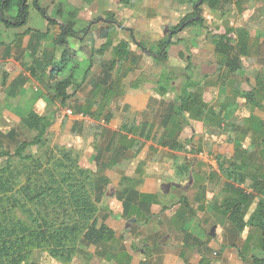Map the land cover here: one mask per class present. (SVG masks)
Masks as SVG:
<instances>
[{"label":"rangeland","instance_id":"rangeland-1","mask_svg":"<svg viewBox=\"0 0 264 264\" xmlns=\"http://www.w3.org/2000/svg\"><path fill=\"white\" fill-rule=\"evenodd\" d=\"M58 1H41L49 17L58 22L49 24L30 0L28 24L22 29L30 27L47 32L50 35L49 40L46 38L48 45L61 32L62 19L51 11ZM71 1L77 7L84 27L93 22L88 33L80 35L84 42L82 45L78 39L71 38L69 41L70 47L81 48L78 51L79 61L88 60L94 54L89 77L80 90L75 91V87L70 89L73 98L66 106H61L60 102L49 99L43 84L30 78L27 65L31 63V57L24 58L23 66L12 63L7 68L5 64H0V151L5 148L13 152L18 144L30 141L37 135L30 122L28 125L25 123L30 113H37L53 119L46 148L34 149L35 156L43 160L45 169L51 168L53 162L62 157L61 152L68 150L82 169L90 170L96 178L105 176L109 180L106 194L101 203L97 204L95 214L99 224H107L118 234V240L109 250L113 261H107L104 256L108 249L98 252L97 247L90 246L78 254L72 264H129L127 252L137 259L146 260L148 264L149 261L154 262V257L151 260L149 257L152 256L150 249L154 250L155 245L160 246V251L177 250L183 239L181 233L174 232L172 221L179 213H184L178 204L182 192L188 195L194 211V214L186 211L194 217L195 226L192 230L202 235L199 247L204 245L206 247L203 249L209 250L211 244L220 249L222 244L228 247L224 249L226 253L235 255L237 260L246 264H253L254 255H264L260 232L248 227L239 234L228 218L220 213V208L223 209L221 204L227 196V184L232 183L238 188L249 190L254 178L264 183V151L259 134L252 127L253 117L264 121V0H250L240 4L226 2L217 10H210L207 4L203 5L205 27L187 28L173 37L171 41L174 45L170 47L169 58L164 63H157L147 52L156 54L159 51L157 43L167 38L170 29L193 12L190 0H128V3H121L120 0ZM109 14H113L114 20L122 26L119 33L114 34L113 45L125 39L131 47L127 60L114 64L111 72L107 70L111 68L114 52L110 47L105 52L99 51L104 41L99 37L97 28L106 26ZM130 30L133 31V38ZM3 34L0 31V36ZM213 36H224L229 40L226 44L233 46L234 53L241 59V70L238 73H231L221 65L222 58L214 51L216 46ZM246 38L249 40V48L248 55L244 56L241 49L245 46ZM139 44L143 45L144 51H139ZM237 44H241L240 47ZM187 47H190V52L186 50ZM49 48L55 51L57 59L63 51L53 41ZM189 56L192 69L187 71ZM88 66L87 62L82 64L79 82ZM115 68L119 76L114 73ZM2 72L7 75L4 77L5 83ZM163 75L172 77L173 90L166 89L160 95L163 88L159 89L157 81ZM188 76L199 83L194 93L203 109H200L199 116L185 114L179 118L175 129V148L169 150L163 145L164 117L179 103L178 94ZM25 79L30 82L23 87L14 84L16 80L21 82ZM134 80L141 84L139 89L131 84ZM104 87H109L111 92L108 99L101 102L103 95L99 88ZM253 88L258 90L255 94L256 104L241 95L249 93ZM94 93L98 94L95 96ZM90 102L101 107L84 108L90 114L87 112L83 116L79 110L80 105ZM125 124H136L138 128L145 126L146 131L138 129V135L132 136L134 140L130 143L122 139L125 134L122 126ZM148 136L150 139L145 138ZM111 140L113 144L107 149ZM125 143L130 146L121 152L120 145ZM98 148L107 149L99 158ZM7 160L0 159V172L5 168ZM16 166L20 164L12 161V167ZM26 166L24 164L20 167L24 170ZM181 166H187L190 170L189 174L183 175L184 179L178 175ZM229 166H235L243 172L242 182L237 177L232 180L225 175ZM28 171L25 170L19 178L23 185L27 184ZM132 176L133 179H126ZM174 182L188 184L189 190L184 192L176 189L172 184ZM38 184L44 186L45 181L40 180ZM126 186L144 194L157 193L156 205L150 206L138 218L134 216L123 219L120 217L122 206L116 194ZM15 196L26 198L23 190ZM162 206H168L169 210L163 211ZM11 207L9 205L8 209ZM255 208L254 203L247 220ZM21 211L25 213L28 210L20 208L17 211L16 208L13 213L19 220L27 222L28 219ZM130 218H136V222L127 231L126 224ZM10 219H0L3 229L9 225ZM212 230L215 237L210 236ZM239 250L245 260L241 258ZM230 259L231 256L228 257ZM26 264L61 263L47 252H39Z\"/></svg>","mask_w":264,"mask_h":264},{"label":"trees","instance_id":"trees-1","mask_svg":"<svg viewBox=\"0 0 264 264\" xmlns=\"http://www.w3.org/2000/svg\"><path fill=\"white\" fill-rule=\"evenodd\" d=\"M41 1L32 0L33 7L42 14L49 24H57V20H52L49 17L48 11L42 6ZM120 1L121 3L129 2L128 0ZM246 1L250 0H198V2L190 0L189 3L193 6V12L187 14L180 23L173 26L167 38L157 43L159 51L156 54L152 51L147 53L157 63L166 62L169 58V49L174 45L171 41L173 37L187 28L205 27V19L202 15L203 5L207 4L210 10H217L226 2L240 4ZM29 2L30 0H0V23L11 29L25 27L30 16ZM51 11L56 12L57 16L62 19L60 23L61 32L54 39V44L63 48V51L58 59L55 53L40 55L35 52L33 62L27 70L32 80H36V82L47 88L51 101L60 102L61 106H66V103L73 98L70 89L75 87V91H78L87 81L94 58V54H92L91 58L87 60V63H89L88 69L84 72L81 82H79L80 69L86 61L78 60V50L70 47L69 41L71 38L82 41L80 35L87 34L89 26L93 22L84 27L81 24L78 10L69 3V0H59ZM108 19L114 24L118 23L114 20L113 14H109ZM34 33L41 36L47 35V33L31 29L27 30L25 35H31L32 37ZM228 41L224 36H213V43L216 46L215 51L222 58L221 65L231 73H238L241 70V59L239 55L234 53L233 46L229 43L226 44ZM248 43L249 40L246 38L244 40L245 46L243 45L241 49L245 53L244 56L248 55ZM240 45L237 44L238 47ZM30 47H34L33 40ZM109 47H112L110 41L99 51L105 52ZM130 48L128 40H121L117 46L113 47L114 59L112 65L110 64L111 68L107 72H111L113 65L117 62L124 63L127 60L126 57ZM138 48L139 51L145 50L142 44H139ZM186 50L190 52V47H187ZM187 62L186 70L190 71L192 69L191 56L187 58ZM103 65L106 66L107 63L105 62ZM29 81L25 79L18 82L16 80L14 84L23 87ZM171 82V76L163 75L159 82L161 83L159 89L163 88L159 92L161 95L167 91L166 89L173 90ZM198 85L199 83L188 76L178 94L177 101L179 103L170 109L171 113L167 117H164L165 134L162 137L165 140L163 145L169 150L175 148V129H177L179 118L185 116V114L199 116L200 109H203V107H200L202 104L197 100L194 93V89ZM99 89L103 98L108 99L111 89L109 87ZM257 91L256 88H253L249 93H241V95L243 98H248L249 102L256 104L255 94ZM96 94L98 93H94V95ZM83 109V107L79 109L83 116L90 114ZM107 119L109 120V117ZM29 122L37 135L30 141H23L18 144L13 152L5 148L0 151V159H8L5 168L1 169L0 172V219L11 218L6 229L2 228L3 224L0 222V264H26L32 256L39 252H47L51 258L61 264H72L74 258L90 246L97 247L98 252L108 249L104 256L107 261L112 262L113 256L109 254V250L112 248L113 243L118 240L117 234L107 224H99V219L95 214L98 210L97 204L101 203L106 194V186L109 184V180L105 176L96 178L90 170L82 169L78 162L73 160L71 152L68 150L61 152L63 158L61 157L53 162L51 168L45 169L43 160L35 156L34 149L46 148L48 144L47 135L53 125V119L37 113H30V116L25 120L27 125ZM134 125L125 124L122 126V132L126 133L122 138L124 141H128L129 135L137 136L138 129L141 132L146 131L145 126L138 128L137 125ZM252 127L259 134L261 148L264 151V121L253 117ZM145 138L150 139V136ZM112 144L111 140L107 149ZM106 150L98 148L97 158L102 156ZM126 150H128L127 144H121L120 151ZM50 160H52V157ZM12 161L18 162L20 166H24V164H27V166L24 170L20 166L14 168L12 167ZM184 169L186 174H189V168L184 166ZM25 170H29L28 181L26 185H23L19 178L22 177ZM225 175L232 180L237 177L240 179L239 182L243 181L244 176L243 172H240L235 166H229L225 170ZM40 180L45 181L44 186L38 184ZM257 180L254 178L249 190L238 188L232 183L227 184V196L222 201L221 206L223 209L220 208L221 212H219L228 218L239 234L245 232L248 227L259 231L261 249L264 253V183ZM21 190L25 191L26 198L15 196ZM116 197L123 205L122 217L127 218L133 215H142L155 203L158 196L143 194L133 187L126 186L125 189L117 192ZM190 203L187 195H182L178 201L184 213L187 211L194 214ZM254 203L256 208L247 220L246 217ZM9 205L12 206L11 209H8ZM16 208L17 211L20 208L21 210L23 208L28 210L25 213L21 211L28 219L27 222L19 220L16 214L13 213ZM162 209L165 211L169 208L163 206ZM238 252L241 258L245 260L242 252L240 250ZM252 260L253 264H264V255H254Z\"/></svg>","mask_w":264,"mask_h":264},{"label":"crops","instance_id":"crops-1","mask_svg":"<svg viewBox=\"0 0 264 264\" xmlns=\"http://www.w3.org/2000/svg\"><path fill=\"white\" fill-rule=\"evenodd\" d=\"M69 3L73 6V3L71 0L69 1ZM75 8H77V7H75ZM83 23L84 22L81 21L82 25H83ZM105 25L106 26H104V27L103 26L97 27L99 29V37L101 38V40L104 41V43L102 45H105L108 41L112 42V47H110V48L113 50V47L117 46L121 40H125V39H120L117 41V45H113V43H115L114 34L115 33L118 34L119 30H120L119 28H122V26H120V24H118V23L114 24L111 21L106 22ZM22 28H20V29L19 28L18 29L12 28L11 29V28H6L4 25L0 26V31L4 32V34L0 36V44H1L0 45V64H2V63L5 64L7 66V68L12 63H16V64L19 63L22 66H23V64L25 65V59L27 58V56L32 58V60H31V63H32L33 62V56H34L35 52H37L40 55L55 53V51L53 49L49 48L50 44H52V41L54 43V39L47 45L46 38H47V40H49L50 35H42L41 36V35H38L35 33L33 34L34 36H32V37H31V35H25V32L29 29H31L33 31H40L42 33H47V32H43L42 30L33 29L30 27H28L26 29H22ZM130 32L133 35V31L130 30ZM32 40L34 41V47L33 48L30 47ZM82 42L83 41L80 42V45H82ZM74 49L79 51V49H81V48L80 47L79 48L74 47ZM113 52H114V50H113ZM82 61L87 62V60H84V59H82ZM104 63L105 62H102V64H104ZM30 64L27 65V68ZM116 68H118V66H116ZM3 73L4 72H2V77H3L2 80H4L5 79L4 77L7 76L6 74L3 75ZM114 73L118 74V70L117 69L114 70ZM166 73H168V72L166 71ZM118 76H119V74H118ZM123 76H127V74H124ZM157 82L159 83L160 79H158ZM131 84L134 86L135 89H139V87H141V84L136 82V80L131 82ZM159 87H161V83H159ZM182 87H183V85L181 86V89H182ZM100 101L103 102L106 100H105V98L102 97L100 99ZM92 103H93V105H91ZM94 104H95V102H90L89 104H85L84 106L80 105V107L88 108L90 106L91 108L95 109L98 106L94 105ZM132 136L133 135L128 136V141L130 143H131V141L134 140V138ZM127 146L129 147L130 144H127ZM181 168L182 169L180 171V174H178V175L180 176L181 179H184L183 175H186V170L184 169V166H181ZM132 179H133V176H132ZM172 184L178 190H182L184 192H187L189 190V189L187 190V187L189 186L188 184L183 185L181 182H174ZM141 193H143V192H141ZM149 193H151V194H148L146 192L147 195H157V193H154V192H149ZM182 195H184L183 192L180 194V197ZM120 204H121L122 210H123V205L121 202H120ZM152 205L154 206V205H156V203H153ZM162 208H163V206H162ZM168 210L169 209L165 210V212ZM122 214H123V212L120 214V217H122ZM134 216L138 218V216H136V215H133L132 217H134ZM115 219H117V218H115ZM131 219H133V218H130V220ZM193 220H194V217H192V215H190V214L188 215L187 213H179L177 218L173 219L172 224L174 227V232H178V233L182 234L183 240H182V243L180 244V247L177 246V250H174V251H169V250L160 251V246L155 245L154 250L152 248L150 249L152 256L149 257L150 260L154 257V262L152 260L151 262L149 261L148 264H246L242 260H237L235 255H233L231 253H226L224 249H227L228 247H225L222 244H221L220 249H218L217 247H215L214 245H211V244H210L211 248L209 250H208V248L203 249L206 247V246L204 247V245H202V247H199L200 246L199 243L202 240L201 239L202 235H200L199 232L197 233L196 230L195 231L192 230V229H194V226H195ZM192 222H193L192 227H190ZM126 228H127V224H126ZM127 231H129V230H127ZM115 233H116V231H115ZM197 237L199 239L195 240ZM121 238H122V235H121ZM200 248L202 250H200ZM127 254L129 256V260H128L129 264H146L147 263L146 260H144V259H137L136 257H133L129 252H127ZM229 256H231L230 260H228ZM223 259H226V260L223 261Z\"/></svg>","mask_w":264,"mask_h":264},{"label":"water","instance_id":"water-1","mask_svg":"<svg viewBox=\"0 0 264 264\" xmlns=\"http://www.w3.org/2000/svg\"><path fill=\"white\" fill-rule=\"evenodd\" d=\"M136 222V219L135 218H133V219H131L128 223H127V230H129L130 229V227H131V225L133 224V223H135ZM210 236H212V237H215V232H214V230H212L211 232H210Z\"/></svg>","mask_w":264,"mask_h":264},{"label":"built area","instance_id":"built-area-1","mask_svg":"<svg viewBox=\"0 0 264 264\" xmlns=\"http://www.w3.org/2000/svg\"><path fill=\"white\" fill-rule=\"evenodd\" d=\"M69 113H71L70 111H68Z\"/></svg>","mask_w":264,"mask_h":264}]
</instances>
